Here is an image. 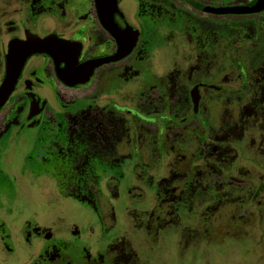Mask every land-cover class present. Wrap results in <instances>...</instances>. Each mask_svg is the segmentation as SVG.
<instances>
[{
  "label": "flooded vegetation",
  "instance_id": "flooded-vegetation-1",
  "mask_svg": "<svg viewBox=\"0 0 264 264\" xmlns=\"http://www.w3.org/2000/svg\"><path fill=\"white\" fill-rule=\"evenodd\" d=\"M259 1L115 0L110 12L112 20H108L100 17L98 0H0V86L9 58L13 55V44L37 40L62 44L61 48L51 47L49 52H34L24 59L12 84V91L0 110L12 100L10 110L13 114L7 126L13 129L14 136L33 129L31 139L49 149L34 164H38L40 170H52L61 182L68 183L67 186H71L77 178L75 195L81 193L84 196L82 202L68 199L70 203L65 205L60 216L52 213V206L47 211L41 208V212H37L39 220L34 216L25 220L24 235L20 229L14 234L11 230L8 232L7 227L3 228L2 221L0 264L45 263L50 260L46 255V246L53 243L72 245L75 254L71 253L68 263H92L86 244L89 234L86 233L91 229L92 219L101 221L104 211L113 207L112 188L117 190L118 184L126 181L125 176L118 174L125 161L121 148L123 136L131 135L130 141L126 142L133 144V153L128 155L133 159L137 158V138L141 135L137 129L143 132V136L145 129L147 133L154 129L158 133L155 145L158 149H165L169 146L165 131L170 128L185 125L190 120L200 122L201 128H204L206 119L200 110L201 99L207 92V96L213 99L218 93L238 91L216 81L215 64L204 63L205 60L203 65L210 66L204 69V76L194 80L189 76L188 82H185L182 68L176 66L174 59L176 50H169L173 48L171 44L176 45V39L180 40L177 36L183 35L187 39L185 42L194 48L188 51L190 56L185 57L196 59L194 65L190 64L193 71L189 73L198 74L196 68L202 64V58L210 59L217 50L216 23L225 27L222 32L230 33L239 21L264 15V7L243 11ZM175 5L187 7L194 14L206 17V20L184 15L181 11H171ZM249 23L254 24V19ZM204 33L206 37L203 40L201 34ZM227 34H220L219 38L222 40ZM208 43L213 44L211 49L206 47ZM233 43L230 46L241 48L242 56L229 55L228 66L240 77L237 86H244L246 72L264 65V29L255 30L249 40ZM169 51L173 54L171 57ZM93 59L106 61L80 73L82 65ZM170 62L173 68L168 67ZM126 83L143 87L135 94L136 106L142 107V110L103 94L81 96L68 105L62 104L64 115L60 120L51 108V98L59 95V86L65 89L111 86L114 89ZM182 86L186 87L181 90ZM170 101L177 102L178 108L183 107L181 116L177 117L172 109L165 110ZM139 140L142 144L141 137ZM24 143L28 144V141L24 140ZM34 164L30 165L37 168ZM99 169L102 177L108 175L116 181L109 190L108 184L99 186L94 199L81 187L86 177L93 171L92 176L99 173ZM89 170L93 171L89 173ZM6 178L0 167V195L3 197H7L4 194V191L7 192ZM23 183L27 185L25 180ZM137 186L140 187V184ZM195 191L196 195L203 194L202 190ZM89 192L92 193V190ZM22 197L24 200L34 198L27 191ZM52 198L55 200L53 195ZM88 201L94 203L89 204ZM74 216L84 218V222H78ZM35 245L36 251L31 252ZM187 246L182 244V248ZM189 254L188 250L180 251L177 247L169 253L161 242L152 257L162 264H182ZM14 257L21 259L14 261Z\"/></svg>",
  "mask_w": 264,
  "mask_h": 264
},
{
  "label": "rangeland",
  "instance_id": "rangeland-1",
  "mask_svg": "<svg viewBox=\"0 0 264 264\" xmlns=\"http://www.w3.org/2000/svg\"><path fill=\"white\" fill-rule=\"evenodd\" d=\"M184 8L175 5L171 11L206 20ZM263 18L264 15H257L239 21L230 33L222 32L225 27L216 23L217 50L210 59L202 58V64L196 68L198 74L189 73L193 71L190 64L194 65L196 59L185 57L194 48L185 42L187 39L177 36L181 41L176 39V45L171 44L173 48L169 50H176L174 59L176 66L182 68L185 82L189 76L191 80L204 76V69L210 66L203 65L205 60L204 63L215 64L216 81L238 91L218 93L213 99L207 92L201 99L200 110L206 119L204 128L194 120L170 128L165 131L169 145L165 149L155 145L158 133L154 129L147 133L144 128V136L137 129L143 142L140 144L137 138V158L133 159L128 156L133 153V144L126 142L131 135L123 136L121 148L125 161L118 174L125 176L126 181L118 184L117 190L112 188L113 207L104 211L101 221L92 219L91 229L86 233L91 264H162L152 257L161 242L169 253L176 247L180 251L188 250L189 258L182 264H264V65L246 72L244 86H237L240 77L228 66L229 55L242 54L241 48L230 45L249 40L255 30H263ZM251 19L254 24L249 23ZM220 34L227 36L221 40ZM201 36L203 40L206 37L205 33ZM212 45L208 43L206 47L211 49ZM172 55L169 51V57ZM182 87L181 90L186 86ZM58 88L59 95L51 98V108L60 120L64 115L62 104L68 105L81 96L109 95L121 104L136 106L135 94L143 87L126 83L114 89L111 86ZM12 105L11 100L0 110V167L9 178H6L7 192L4 191L7 197L0 195V224L4 221L3 228L7 227L8 232L14 234L20 229L24 235L25 220L29 216L39 220L37 212L41 208L52 206V213L60 216L69 200L82 202L84 196L75 195L77 178L67 186L52 170H40L34 164L49 149L31 139L33 129L14 136L13 129L7 126L13 114ZM135 108L142 110L139 106ZM169 109L177 117L182 115L183 107L178 108L177 102L170 101L165 110ZM99 171L94 176L95 171L91 172L81 187L94 199L99 186L108 184L109 190L116 181L108 175L102 177ZM195 190H202L203 194L196 195ZM25 191L34 198L22 199ZM74 218L84 222V218ZM183 243L188 246L182 248ZM1 249L0 243V253ZM36 249L37 245L31 252ZM71 253L75 254L71 244L53 243L46 246L50 260L39 264H70ZM17 258L21 259L13 260Z\"/></svg>",
  "mask_w": 264,
  "mask_h": 264
},
{
  "label": "water",
  "instance_id": "water-1",
  "mask_svg": "<svg viewBox=\"0 0 264 264\" xmlns=\"http://www.w3.org/2000/svg\"><path fill=\"white\" fill-rule=\"evenodd\" d=\"M115 0H98V10L99 15L102 19H108L112 20L111 18V7L114 4ZM264 7V0H260L258 3H256L253 7L244 9L243 11H253L258 10L260 8ZM58 47L61 48L62 44L60 42L56 41H43V40H37V41H28L24 43L19 44H13L12 45V51L13 55L9 58V65L7 68L6 75L4 76L2 85L0 86V107L3 105L7 97L12 91V84L15 81V78L19 72L20 66L24 59L34 52H49L50 48ZM120 57V56H119ZM103 61L102 59H93L90 61H87L84 63L80 69V73H85L89 69H93L95 66H98Z\"/></svg>",
  "mask_w": 264,
  "mask_h": 264
}]
</instances>
